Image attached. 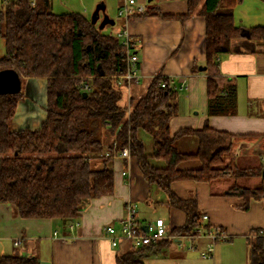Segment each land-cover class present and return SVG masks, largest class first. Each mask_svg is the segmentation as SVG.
Returning <instances> with one entry per match:
<instances>
[{"label": "trees", "instance_id": "16d2710c", "mask_svg": "<svg viewBox=\"0 0 264 264\" xmlns=\"http://www.w3.org/2000/svg\"><path fill=\"white\" fill-rule=\"evenodd\" d=\"M1 1L0 22L5 30L0 33V42L4 41L5 53L0 54V71L14 70L21 79V90L0 93V203L15 206L20 217L79 218L85 201L114 194V171L109 167L112 157L107 154L128 149L148 184L165 194L166 206L186 216L182 226L167 232L158 243L116 256V264H145V256L153 248H166L175 239H195L201 231L215 229L203 220L196 199L173 191L174 183L261 176L263 164L239 167L229 162L233 136L212 130L208 123L200 129L182 127L171 133V119L178 113L179 103L178 91L169 78L155 76L142 97L136 102L131 99L130 107L122 105L124 85L118 78L128 71L134 41L127 47L116 33L105 32L81 14H55L52 0ZM186 1L187 13L183 15L151 8L129 17L156 15L185 21L203 16L208 114H232L237 92L234 85L221 84L219 59L231 52L236 38L264 40V25L246 28L236 24L234 10L244 0ZM31 79L47 81V118L40 130H13L18 105L26 99L23 85ZM144 133L151 136L150 151ZM184 138L198 140L195 153L179 149L178 142ZM102 159L101 168L92 165L93 160ZM191 160H199L202 167L179 168L181 162ZM225 195L242 198L239 208L248 210L252 200L264 198V184L233 186ZM246 239L250 264H264L261 230L251 231ZM0 264L39 261L36 257L2 255Z\"/></svg>", "mask_w": 264, "mask_h": 264}, {"label": "crops", "instance_id": "0c3cea01", "mask_svg": "<svg viewBox=\"0 0 264 264\" xmlns=\"http://www.w3.org/2000/svg\"><path fill=\"white\" fill-rule=\"evenodd\" d=\"M137 2L145 9L155 8L163 14L187 13L186 0ZM103 3L99 8L105 11L108 5ZM124 4L125 0H119L116 20L106 15L107 19L102 21L101 28L104 31L108 29L112 34L125 31L134 41L132 51L139 58L140 80L133 84L123 83V92L126 91L128 101L142 97L153 78L161 74L169 78L178 91L179 109L170 123L172 134L182 127L200 129L208 123L212 130L233 136L232 148L227 157L229 162L239 167H253L248 164L251 158L263 153L256 166L264 165V40L243 36L232 41L231 52L219 59V71L223 87L232 84L236 88L234 113L209 115L206 92L208 71L199 70L206 61L205 18L194 15L180 21L165 20L156 15L119 16ZM263 12L264 0H244L234 10L235 22L246 28L263 25L260 23L264 22ZM109 26L112 28L109 29ZM29 81L32 82L29 88L34 97L39 99L34 84L40 96L47 81ZM44 94L45 102H38L37 106H32L28 97L18 105V108L23 105L30 112L43 111L45 116L41 121L39 117L23 115L22 107L17 116V108L13 130L41 129L47 118V91ZM195 110L197 112L193 114ZM108 146H105V152ZM178 147L183 152L195 153L199 142L196 138H184L179 140ZM231 153L233 156H230ZM240 157H243L242 165L238 163ZM103 160H93L92 165L101 168ZM109 167L114 171V194L85 201L79 218L75 220L25 219L19 216L15 206L0 203V252L3 255L8 252V255L36 257L39 264H116V256L128 252L129 246L123 243L121 247L112 248L104 236V227L109 224L119 227L120 220L127 215L128 202L136 203L137 207L145 202L165 207L168 220L161 216L155 220L164 218L167 232L185 223V214L167 207L165 194L151 187L144 179L136 159L115 156L110 160ZM201 167L199 160L179 164L182 170ZM248 181L244 178H228L211 183L181 181L174 183L172 189L180 197L196 199L200 212L209 218L206 222L213 229L222 228L226 231L229 240L234 237L246 239L253 230L264 232V198L252 200L249 209L242 210L239 208L244 203L242 198L225 194L233 186L256 187L260 183L264 184L262 174ZM137 219L143 225L150 224L138 216ZM16 242L19 244L15 245ZM208 242L206 233H201L195 239H175L166 248L156 247L149 251L144 259L145 264H205L199 258ZM190 245H194L195 249H191Z\"/></svg>", "mask_w": 264, "mask_h": 264}, {"label": "rangeland", "instance_id": "374dc122", "mask_svg": "<svg viewBox=\"0 0 264 264\" xmlns=\"http://www.w3.org/2000/svg\"><path fill=\"white\" fill-rule=\"evenodd\" d=\"M107 3V8L104 11V9H100V5H103L104 3ZM51 11L55 14H68V13H77L81 14L84 17L94 21L96 18V24L97 27H102L101 23L102 21H105L106 15L110 17L112 20H116L117 17V10H118V5H119V0H52L51 1ZM4 5L2 1L0 0V11H2ZM264 13V12H263ZM264 21V20H263ZM261 24L264 25V22H260ZM111 29L112 27H108ZM102 29V28H101ZM5 30L4 25L0 22V33H3ZM105 32H109V30H105ZM5 53V45L4 41L0 42V54L3 56ZM45 85V84H44ZM32 82L31 81H26L23 85L24 91L26 92V97H28V101L31 103L32 106H37L39 105L38 102H45V94L46 88L41 93L39 96L40 92L39 89L36 87L34 84V90L38 94V98H35L32 91L31 87ZM38 99V100H37ZM138 99H135L134 101L136 102ZM122 105L123 106H129V101L128 97L126 96V91L124 90V95H123V100H122ZM21 107L23 108L22 113L23 115L26 116H31V117H39V120L42 119V117L45 116L43 111H28L23 105H21L17 111V116L19 114ZM197 111H193L192 113L195 114ZM21 114V113H20ZM16 116V118H17ZM15 118V119H16ZM41 121V120H40ZM20 122V121H19ZM103 137V136H102ZM143 140L147 146V149L150 151L152 148V139L151 136L147 135L146 133L142 134ZM104 138V137H103ZM189 140V138H186ZM108 141V140H106ZM263 153H257L256 156L251 158L250 166L255 167L257 160H260ZM230 156H233V153H231ZM242 158L240 157L238 163H242ZM258 158V159H257ZM242 165V164H241ZM254 178V177H253ZM237 179V178H233ZM246 182L249 183V178H244ZM247 183V184H248ZM256 185V184H255ZM258 185V184H257ZM261 185V183L259 184ZM165 217L168 220V212L165 207L162 205H159L157 203H149L147 204L142 203L140 206H138V217L141 220H147L150 224H153L155 219L157 217ZM155 223V222H154ZM188 241H186L187 243ZM188 244V243H187ZM12 246V245H11ZM191 246V245H190ZM2 248V245L0 244V249ZM8 255V252H5ZM249 253V254H248ZM3 254L0 252V256ZM202 262H205V264H250V251L249 247L246 243V239L239 238V237H234L230 240H219L216 245H215V255L214 258L210 259H203L202 256L199 258Z\"/></svg>", "mask_w": 264, "mask_h": 264}, {"label": "built area", "instance_id": "2783aa9c", "mask_svg": "<svg viewBox=\"0 0 264 264\" xmlns=\"http://www.w3.org/2000/svg\"><path fill=\"white\" fill-rule=\"evenodd\" d=\"M144 10V6L140 5L137 0H125V4L119 10V16L128 17L134 12H143ZM115 35L129 47L130 37L125 31H120ZM138 62V56L130 52L128 58V71L124 75L119 76L118 80L120 84H133L139 82ZM162 87H165V84H162ZM115 156L129 158L130 152L128 149H124L121 152H115L112 156L107 154V157L113 158ZM126 210L127 215L120 220L118 228L115 224H109L104 227V236L109 240L112 248H118L121 247L123 243H128V251H130L156 244L167 236V226L164 218H158L153 224L143 225L137 219L138 207L136 203L128 202L126 204ZM208 219V216L204 214L203 220L206 221ZM200 233L204 232L201 231ZM206 235L209 238V242L201 256L203 259L214 258L216 243L219 240H226L229 236L221 228H215L213 231L206 233ZM261 235H264V232L261 231ZM18 244L19 242L15 243V245ZM190 248L195 249V246L191 245Z\"/></svg>", "mask_w": 264, "mask_h": 264}, {"label": "water", "instance_id": "95a60500", "mask_svg": "<svg viewBox=\"0 0 264 264\" xmlns=\"http://www.w3.org/2000/svg\"><path fill=\"white\" fill-rule=\"evenodd\" d=\"M93 22H96V18ZM200 71H206L205 66L199 68ZM21 90V79L14 70L0 71V93L1 94H16ZM264 179V170L262 172ZM147 231V229H146Z\"/></svg>", "mask_w": 264, "mask_h": 264}]
</instances>
